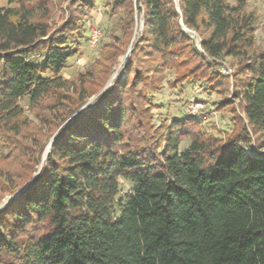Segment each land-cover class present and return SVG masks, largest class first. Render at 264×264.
<instances>
[{"label": "trees", "instance_id": "trees-1", "mask_svg": "<svg viewBox=\"0 0 264 264\" xmlns=\"http://www.w3.org/2000/svg\"><path fill=\"white\" fill-rule=\"evenodd\" d=\"M4 1L0 161L20 168L3 181L10 193L26 188L0 209V264H264V50L244 0ZM97 9L113 20L109 42L101 32L99 56L70 82L62 72L89 44ZM137 14L123 78L80 110L105 86ZM223 59L236 62L232 85ZM189 83L226 96L199 101L230 108L223 136L188 115L155 123V98ZM23 100L59 127L35 178L41 149L18 140Z\"/></svg>", "mask_w": 264, "mask_h": 264}, {"label": "rangeland", "instance_id": "rangeland-1", "mask_svg": "<svg viewBox=\"0 0 264 264\" xmlns=\"http://www.w3.org/2000/svg\"><path fill=\"white\" fill-rule=\"evenodd\" d=\"M229 2L231 5L235 4V0H229ZM6 6V2L4 0H0V7ZM62 7L64 8L65 4ZM244 11L246 13H249L254 20L255 48L260 51L264 50V0H244ZM100 14L102 16V10H95L91 13L88 22L91 26V29L96 27L100 28V31L102 32V41L109 42L108 33L107 35H104L103 30L106 28L107 23H112L113 20H107V18L100 19ZM142 28V14H137L133 35L130 38V41L124 52L115 61L112 72L105 86L96 95L88 98L87 102L80 110H82L85 106L95 105L97 103L98 96L101 95L109 86H111L114 80L121 77L123 78V69L129 60L132 43L133 41L138 40V37L141 35ZM186 32L190 33L188 30H186ZM196 38L197 41H199L198 37ZM197 47L199 48V42L197 43ZM79 50L80 51L77 55L68 60L66 68L62 72L63 78L69 80L70 82H74L79 74L85 73L87 71L89 66L94 61V58L99 56L101 45H99L98 43L96 47L92 48L88 43H83L79 47ZM222 62L226 63L229 69H231L230 76L225 77L229 78V83L232 85V77L236 69V62L235 60L231 59H223ZM170 78L172 79V75L170 76ZM196 99L198 100L197 102H195ZM220 99L227 98L226 96L219 98L216 95H209L208 93L204 92V87L200 86L199 84L189 83L185 85L182 93L164 88V90L155 98L156 108L152 112L154 115V121L156 124H159V120L162 118L172 119L174 117L180 118L187 116L188 106L190 103H192V101H194V103H201L199 102L201 100L203 101V103H205V105L211 107L213 102H215L216 100L219 101ZM234 104L233 107L236 105ZM21 106L24 110V115L27 119L28 124L26 125L27 127L22 130L18 140L23 145H32V149H41V155L39 156V160L37 162V165L35 166V171L32 176V178H35V176L43 167L48 149L51 145L52 140L55 138L59 127L54 128V130L52 131L53 127L49 126L43 121V116L47 114V112H41L45 111L43 107L38 110H31L28 107L27 100H23ZM206 111H208L210 114L207 121H205L203 124L204 129L209 133H218L219 135L223 136V131H228L230 129V108L228 107L226 111L220 112H213L211 110ZM34 140H36L37 143H35ZM188 145L189 141L186 139L180 144V149H184ZM23 158L25 162L29 159L27 154ZM12 160L13 159L8 160L7 162L0 161V209L7 205V202L15 195L14 193H10V188L12 186H10L9 183L8 185L3 183L4 179H10L11 181L12 179H15L17 175L15 172H18V170L20 169L19 166L15 164V162H12ZM123 185V191H129V185L125 183Z\"/></svg>", "mask_w": 264, "mask_h": 264}, {"label": "built area", "instance_id": "built-area-1", "mask_svg": "<svg viewBox=\"0 0 264 264\" xmlns=\"http://www.w3.org/2000/svg\"><path fill=\"white\" fill-rule=\"evenodd\" d=\"M187 29H184V31L186 32ZM189 31V30H188ZM190 33H188L189 35H191L192 38L195 39V41L198 43L199 41H197V36L194 32L189 31ZM101 37V31L100 28L96 27L91 29V34H90V40H89V46L94 48L98 45L99 43V39ZM221 64H219V73L222 76H230L231 74V69H229L228 65L226 63L220 62ZM188 116L191 119H195L197 121H201V122H205L208 119L209 116V112L205 110V107L202 103H194V101H192V103L189 104L188 106Z\"/></svg>", "mask_w": 264, "mask_h": 264}, {"label": "water", "instance_id": "water-1", "mask_svg": "<svg viewBox=\"0 0 264 264\" xmlns=\"http://www.w3.org/2000/svg\"><path fill=\"white\" fill-rule=\"evenodd\" d=\"M26 188V186L24 188H22L18 193H16L8 202L7 204L14 198L16 197L22 190H24Z\"/></svg>", "mask_w": 264, "mask_h": 264}, {"label": "crops", "instance_id": "crops-1", "mask_svg": "<svg viewBox=\"0 0 264 264\" xmlns=\"http://www.w3.org/2000/svg\"><path fill=\"white\" fill-rule=\"evenodd\" d=\"M102 18L101 14H100V19ZM100 21V20H99Z\"/></svg>", "mask_w": 264, "mask_h": 264}, {"label": "bare ground", "instance_id": "bare-ground-1", "mask_svg": "<svg viewBox=\"0 0 264 264\" xmlns=\"http://www.w3.org/2000/svg\"><path fill=\"white\" fill-rule=\"evenodd\" d=\"M124 60V59H123Z\"/></svg>", "mask_w": 264, "mask_h": 264}]
</instances>
